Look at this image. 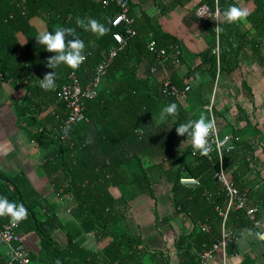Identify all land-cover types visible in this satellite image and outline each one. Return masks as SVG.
I'll use <instances>...</instances> for the list:
<instances>
[{
	"label": "trees",
	"instance_id": "1",
	"mask_svg": "<svg viewBox=\"0 0 264 264\" xmlns=\"http://www.w3.org/2000/svg\"><path fill=\"white\" fill-rule=\"evenodd\" d=\"M144 1L146 0L133 4L128 0V14L134 20L132 27L136 30V35L126 37L124 23L119 26L113 25L115 15L119 13L118 6L113 2L104 6L102 0H0V81L7 82L14 78L21 84L25 81L31 85L30 97L25 105L26 108L22 111L23 116L28 113L26 116L32 117L31 120H35V116L44 111L49 104L56 106L54 113L46 117L53 128L43 127L40 132L35 133L37 142L55 147L56 150L51 155L60 156L59 163L65 179L56 185V192L61 195L72 194L77 206L75 216L80 219L84 232H97L100 236L112 238V242L102 253L86 252L70 235L67 236V244L59 246L51 237V232L62 225L54 204L38 194L24 173L8 174L0 169V196L6 197L9 202L22 204L27 209V216L17 232L21 228L36 232L42 246V258L46 263L56 264L59 260L60 264H128L141 252V249H146L140 236L135 235L126 224L128 213H124L121 208L123 205L125 207L126 203L116 200L109 193L110 186L126 184L129 179V163L124 161L119 153L126 152V145L142 139L148 130L146 118L170 103H176L178 108L175 117H167L168 120L174 118L171 126L174 140L163 139L158 144L159 147H168L174 141L185 139L186 136H177L175 128L194 116L181 106L175 95L164 93L161 88L162 83L156 82L152 74L146 78L137 76L136 65L140 60L148 55L156 59L148 49V43L152 40L156 42L158 49L179 47L181 49L179 62L183 58L182 47L178 40L162 29L152 26L150 16L141 8V3ZM152 1L160 9L164 7L161 0ZM190 1L192 0H172L171 4L177 6ZM218 1L221 2L219 30L216 32L213 24H211L213 28L207 25L210 45L201 52L188 54L192 61L186 72L188 81L184 83V79L179 81L170 79L181 89L189 84L191 79L197 80L203 73H207L210 81L195 88H199L200 92L204 87L211 95L214 79L222 73L231 74L235 71L239 54L249 42L251 49L258 48V41L251 42L247 33L240 31V21L234 24L223 21L222 13L227 2ZM203 2L210 4L212 8L215 7L214 0H199L198 4ZM259 2L247 16L248 21L252 22L256 29L255 35L258 38L264 35V0ZM33 17L44 19L47 23V31L50 32H55L59 27H72L75 29L76 37L85 44L83 55L86 59L78 69L72 70L61 65L55 70L57 87L54 91L42 90L37 80V75L44 77L46 73L53 71L46 67L47 59L53 53L47 52L37 44L35 36L38 33H34L29 24V20ZM89 18L97 19L101 23L110 21L107 23L109 32L98 37L91 32H85L76 23L77 19L86 23ZM19 31L28 35V41L23 46L17 44L16 33ZM115 32L124 34L126 43L109 60L96 95L84 99L88 121L68 124V109L58 95L62 86L68 81L69 74L75 73L84 88L91 87L90 80L95 67L107 60L110 49L117 46L113 38ZM71 39L72 37L66 36V42ZM217 39L220 48L218 56L211 50L216 45ZM156 61L158 63L157 59ZM259 63L264 66V55L259 57ZM190 87L192 92V86ZM190 91L186 94L189 95ZM89 122H94L98 128L95 136L96 144L91 141L88 134ZM65 125L70 127L67 136L62 131ZM136 128H140L141 132H136ZM231 133L234 135V131ZM63 136L64 138L61 139ZM236 145L239 144L236 142ZM119 147L121 150L116 151ZM252 152L254 151L249 150L250 154H248L246 148L237 150L236 147L234 151L224 153L222 168L227 174L231 172L229 177L234 186L250 168V163L247 161L253 158ZM176 160L175 168L165 169L166 178L171 183L172 204L177 213L183 212V215L190 218L197 227L188 234L181 233L175 240L174 246L178 251L180 264H197L193 249L198 251L211 246L221 236L222 217L218 212L225 203V194L224 192L215 194L210 201L205 195L208 191L219 189L213 176L220 169V163L217 157L208 160L198 152L193 155L192 149H186ZM237 164L238 166L235 167ZM182 176L196 177L200 185L182 186L179 182ZM140 182L138 184L143 185L144 191L151 194L150 182L144 170ZM256 202L258 201L256 200L252 206L258 204ZM41 212L44 213L41 215ZM255 215L257 217V210ZM10 219L11 217L7 215L0 216V227ZM249 223L251 221L247 218L245 210L234 209L229 211L225 226L229 229L233 228L234 233L238 234L239 228ZM202 226H206L207 229L203 231Z\"/></svg>",
	"mask_w": 264,
	"mask_h": 264
},
{
	"label": "crops",
	"instance_id": "2",
	"mask_svg": "<svg viewBox=\"0 0 264 264\" xmlns=\"http://www.w3.org/2000/svg\"><path fill=\"white\" fill-rule=\"evenodd\" d=\"M130 1L136 4L140 0ZM171 1L161 0L164 5L162 10L154 5L152 0L141 3V8L150 16V23L154 28H160L178 40L183 58L175 65L158 64L153 56L148 55L136 65L138 78H146L152 74L158 83L167 78H174L176 81L184 79L185 83L188 81L186 72L192 63L188 54L201 52L210 45L207 25L211 28L213 26L209 23H200L194 14L199 0L177 6H173ZM259 1L229 0L226 1L224 9L236 6L251 12ZM29 24L34 33L48 29L46 21L39 17L30 19ZM239 28L242 33H247L251 42H259L258 48L251 49L249 42L239 54L235 71L231 74L222 73L214 79L213 91H216V96L213 104L207 103V99L211 100L208 90L203 87L199 92V88H195L210 81L207 73L189 82L192 90H197L196 95L202 101L201 106L197 105L196 96L193 97L191 104L186 105L187 94L177 101L185 110L188 109L187 106L194 108L187 110L194 116L191 120L198 119L201 113L208 117L211 112L222 134L234 131L239 144L237 150L246 148L248 154L249 150L254 151L253 158L247 161L250 168L237 180L235 186L247 192L248 205L258 201L257 219L264 228V66L259 63V57L264 55V35L256 37V29L247 18L240 20ZM16 38L18 46H23L28 41V35L22 31L16 33ZM30 86L25 81L21 84L14 78L7 82L0 81V169L8 174L24 173L38 194L54 204L62 225L51 232V237L59 246H65L68 242L67 236L70 235L86 252L102 253L112 242L111 236H100L97 232L82 230L80 219L75 216L77 206L72 194H57L55 189L56 185L65 179L59 163L60 156L51 155L56 150L54 146L37 142L35 138V133L40 132L43 127L53 128L46 117L54 113L56 106L49 104L44 111L35 116V120L27 117L28 113L24 116L22 114L30 97ZM209 105L212 106L210 112L206 111V106ZM160 113L161 110H158L147 117L148 130L145 136L126 145L125 153H119L124 161L129 163L128 182L109 187V193L113 198L126 203L125 207L123 205L121 208L124 213H128L127 226L135 235H139L143 245H146V249H141L128 264H180L178 251L174 246L175 240L181 233L188 234L197 227L190 218L183 215V212L175 211L171 200V183L165 175V169L175 168L177 157L191 147L184 144L186 138L174 141L168 147L158 146L163 139L174 140L171 131L174 118L168 120L166 117L165 121H161ZM88 124V134L91 141L96 144L98 128L94 122ZM120 150L121 147L116 151ZM237 166L238 164L235 167ZM143 170L150 182L151 194L144 191L143 185L138 184ZM229 175L231 176L230 171ZM43 213L41 212V215ZM239 229L236 241L227 245L226 264H264V242L255 235L247 234L249 229L253 233H258L259 230L254 228L252 223ZM18 236L28 253L27 264H49L42 258V246L36 232L21 228L18 230ZM7 252V247L0 244V264H22L10 262ZM221 262V255L218 253L210 264Z\"/></svg>",
	"mask_w": 264,
	"mask_h": 264
},
{
	"label": "built area",
	"instance_id": "3",
	"mask_svg": "<svg viewBox=\"0 0 264 264\" xmlns=\"http://www.w3.org/2000/svg\"><path fill=\"white\" fill-rule=\"evenodd\" d=\"M235 1L237 0H234V2ZM111 2L115 3L119 8V13L115 15L113 19V25L119 26L120 24L124 23L126 27L124 34L127 35L126 37H133L136 35V30L132 27L134 20L128 14V0H102V4L104 6L109 5ZM218 3V0H214L215 7L212 8L210 4L203 2L198 4L194 10L197 20L202 24H213L216 32H218L216 27H218L220 20V8ZM124 34L121 32H115L113 34V38L116 41L117 46L110 49L107 60L102 61L95 67V71L90 80V88H84L75 73L69 74L68 81L62 86V89L58 94L59 98L65 102V105L68 109V124H76L78 122L88 121L85 115L84 99H90L96 95L97 89L101 82V77L105 73V69L109 60L113 58L119 49H121L126 43V37ZM148 49L152 55L156 56L159 64H166L168 62H170V64L179 63V56L181 54V49L179 47L171 46L169 48L158 49L156 47V42L152 40L148 43ZM219 51L220 48L217 39L216 45L212 48V53L218 56ZM152 71H154V68H152ZM42 78L43 77L37 75V80ZM161 88L164 93L173 94L177 99L180 100L185 97L186 92L190 91L191 87L189 84H187L183 89H181L167 78L162 82ZM208 117L215 120L217 131L215 137H209V140L212 143V151L208 156L204 157H206L208 160H211L213 157H217L220 163V169L216 171L213 176L219 185V189L215 191H208L205 195L206 199L210 201L215 194L224 192L225 203L223 208H219L218 212L222 217L220 238L216 239L211 246L205 247L198 251L194 250V252L196 253L197 264H210L218 253L221 255V264H226L225 257L227 245L233 244L237 239V234L234 233L232 229H229V227L225 226L229 211L234 209L245 210V214L251 221L253 227L259 230L258 233H264V228L261 227V223L255 215V212L258 209V204L248 206L247 192H240V190L234 186L227 172H225L222 168V158L224 153L235 150L237 147L236 142L238 138L232 133L222 134L218 126V122L211 112L209 113ZM63 138L64 136L61 137V139ZM179 182L185 187H194L200 185L199 179L193 176H182ZM24 219L25 218L16 222L10 219L0 227V244H3L7 247V256L10 262H18L22 264H27L29 262L28 253L24 247V244L20 241L17 232L18 227ZM206 229V226H202L203 231ZM262 241L264 242V240Z\"/></svg>",
	"mask_w": 264,
	"mask_h": 264
},
{
	"label": "clouds",
	"instance_id": "4",
	"mask_svg": "<svg viewBox=\"0 0 264 264\" xmlns=\"http://www.w3.org/2000/svg\"><path fill=\"white\" fill-rule=\"evenodd\" d=\"M222 15L223 21L231 24L246 19L249 11L245 8L229 6ZM76 23L85 32H91L98 37L106 35L110 30L107 26V23H110V21L101 23L97 19L89 18L86 23L80 19H77ZM216 28L219 30L218 27ZM66 36L72 37V39L66 42ZM35 40L47 52L53 53L46 62V67L53 69V71L46 73L42 79H39V87L44 91H54L57 87V73L55 70L61 65L67 66L72 70L78 69L86 59L83 55L85 44L81 39L76 37L75 29L72 27H59L55 32H39L35 36ZM210 109V105L206 106V111L210 112ZM177 113V104L170 103L161 110L159 118L161 121H165L166 117H175ZM62 131L67 136L70 132V127L65 125ZM135 131L141 132V129L136 128ZM216 131L215 120L205 116L203 113H201L198 119L188 120L175 128L177 136H186L184 144L191 147L193 154L198 152L201 156H208L212 151V143L209 137H215ZM86 143H91V141H86ZM5 215L10 216L14 222L20 221L26 218L27 209L22 204L9 202L6 197L0 196V216ZM247 234L255 235L257 238L264 240V233H253L249 229L247 230ZM56 264H60V261L57 260Z\"/></svg>",
	"mask_w": 264,
	"mask_h": 264
},
{
	"label": "rangeland",
	"instance_id": "5",
	"mask_svg": "<svg viewBox=\"0 0 264 264\" xmlns=\"http://www.w3.org/2000/svg\"><path fill=\"white\" fill-rule=\"evenodd\" d=\"M218 6H219V8L221 7V2L218 3ZM220 17H221V15H220ZM195 92L196 91L193 89L192 92L188 95V97L186 99V102H187L186 105L191 104V102L193 101L192 99H193L194 96L198 97ZM210 96H211V100H209V102L211 101L210 104L212 105L213 102H214V97L216 96V91H213ZM199 98L200 97L197 98L198 99L197 100V105L201 106L200 104L202 103V101L199 100ZM187 107H188L189 110L190 109L194 110V108L192 106H187Z\"/></svg>",
	"mask_w": 264,
	"mask_h": 264
}]
</instances>
